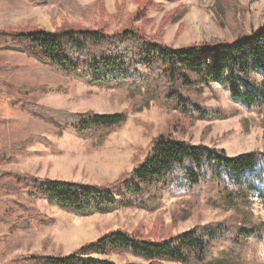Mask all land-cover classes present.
<instances>
[{"label":"rangeland","instance_id":"1","mask_svg":"<svg viewBox=\"0 0 264 264\" xmlns=\"http://www.w3.org/2000/svg\"><path fill=\"white\" fill-rule=\"evenodd\" d=\"M179 13L181 18L174 19ZM262 23L264 0H0V28L54 31L77 24L92 29L101 26L113 33L129 26L174 47L231 40ZM0 80V148L31 135L40 136L24 152L0 163V171L104 185L131 171L145 158L152 139L163 133L224 149L229 156L264 151V107H244L232 101L219 83L206 87L202 97L205 106L219 108L223 117L199 120L180 131L174 128L180 117L176 110L154 102L140 111L133 110L148 98L145 89L134 92L127 85H96L88 76L64 75L26 54L0 51ZM20 87L28 93L23 94ZM18 101L72 112H128L129 117L112 130L81 133L70 127L60 131L54 122L16 106ZM3 198L0 264L22 255H67L116 229L138 230L145 238L159 240L197 225L227 220L236 224L247 220L261 228L262 237L250 238L236 258L240 264H264V202L256 192L250 194L248 202L228 207L207 185L173 187L164 191L153 211L127 207L91 216L77 215L26 192ZM6 212L14 221L27 218L29 224L15 227L3 221L1 216ZM221 249H215L214 255ZM110 259L118 264L144 263L130 252L111 255Z\"/></svg>","mask_w":264,"mask_h":264},{"label":"trees","instance_id":"2","mask_svg":"<svg viewBox=\"0 0 264 264\" xmlns=\"http://www.w3.org/2000/svg\"><path fill=\"white\" fill-rule=\"evenodd\" d=\"M181 16L179 13L174 19ZM0 51L26 54L64 75L88 76L96 85H127L134 92L145 89L148 98L133 110L140 111L151 102L176 110L180 117L174 128L180 131L199 120L223 117L219 108L205 106L202 97L205 88L214 82L228 90L232 101L244 107H264V23L231 40L214 39L179 47L129 26L113 33L101 26L92 29L77 24L54 31L42 27L0 28ZM15 104L54 122L60 131L70 127L81 133L112 130L129 117L128 112L98 114L54 109L29 101ZM39 137L31 135L5 144L0 148V163L24 152ZM146 153L131 171L104 185L0 171V203L3 196L26 192L81 216L127 207L153 211L159 207L165 190L198 185L217 191L228 207L248 202L253 192L264 202V151L229 156L224 149L192 144L163 133L152 139ZM9 213L1 216L3 221L15 227L29 224L24 217L12 220ZM260 237L261 228L247 220L240 224L227 220L197 225L159 240L145 238L138 230L116 229L67 255H22L9 264H118L110 256L126 252L142 258L144 263L124 264H240L236 256L246 249L250 238ZM217 248L222 249L215 256Z\"/></svg>","mask_w":264,"mask_h":264}]
</instances>
